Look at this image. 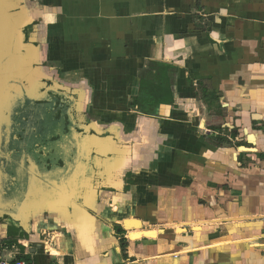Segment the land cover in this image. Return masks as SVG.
<instances>
[{"label":"crops","instance_id":"crops-1","mask_svg":"<svg viewBox=\"0 0 264 264\" xmlns=\"http://www.w3.org/2000/svg\"><path fill=\"white\" fill-rule=\"evenodd\" d=\"M38 2L13 0V10L26 34L38 19L58 31L46 49L72 67L78 155H60L69 168L27 170L28 204L11 224L0 217V246L11 225L25 236L3 254L33 264H264V0ZM153 62L170 66L175 101L144 111L133 102ZM131 219L163 233L130 241Z\"/></svg>","mask_w":264,"mask_h":264},{"label":"water","instance_id":"water-1","mask_svg":"<svg viewBox=\"0 0 264 264\" xmlns=\"http://www.w3.org/2000/svg\"><path fill=\"white\" fill-rule=\"evenodd\" d=\"M26 46L27 34L24 25L16 18L13 0H0V215H14L16 220L20 218L23 206L28 204L26 200L33 189L28 184L27 170L40 173L42 169L41 158L35 155L31 156L32 161L27 159L24 162L22 158L11 157V135L17 132L13 123L19 110L24 106L29 108L41 100L38 93L28 89L20 76L12 74L14 65L28 59ZM28 162L32 163V168L25 166ZM64 186L70 193L71 185L65 182ZM34 202L36 200L32 196L30 203Z\"/></svg>","mask_w":264,"mask_h":264},{"label":"flooded vegetation","instance_id":"flooded-vegetation-1","mask_svg":"<svg viewBox=\"0 0 264 264\" xmlns=\"http://www.w3.org/2000/svg\"><path fill=\"white\" fill-rule=\"evenodd\" d=\"M38 94L41 100L29 108L22 107L13 123L17 132L11 135V157L22 158L24 162L35 155L44 161L51 160L45 165L42 161V169L52 170L62 164L69 168L66 162L61 163L60 155L68 156L70 162L78 155L74 132L80 127L72 119L76 100L69 92L59 89H48L44 94ZM77 139L81 142L82 138ZM62 143L72 147L63 149Z\"/></svg>","mask_w":264,"mask_h":264},{"label":"rangeland","instance_id":"rangeland-1","mask_svg":"<svg viewBox=\"0 0 264 264\" xmlns=\"http://www.w3.org/2000/svg\"><path fill=\"white\" fill-rule=\"evenodd\" d=\"M34 1L38 2L39 0H34ZM38 20H35L30 24L29 26L30 33L29 34L27 33L28 46L26 47L27 50L29 51V57L26 61L14 65L12 69V74L14 76H20V78L23 79L28 89L34 93L41 92V94H44L50 87H55L59 90L62 87L64 89H68V92L73 95L74 91L72 90L73 86L71 85L72 67L66 66L65 64L57 60L56 52L58 51L56 49H53V46L50 49H46V47L49 48L47 42L52 40L58 31L55 33H49V31H46V29H42L39 27ZM52 32H54L53 29ZM66 78L68 79L66 80ZM77 107H79V105H77ZM97 166L100 167V164H97ZM0 217L5 222L11 224V220L8 219L9 217L4 215H0ZM141 229L147 230V229H143V227ZM127 230L129 232L131 231V229L129 228ZM115 231L117 237L120 238L121 240L120 243H122L123 241L122 239H124V233L122 234L118 233V230L116 228ZM27 235H29V233ZM48 236L49 235L47 234L44 235L42 240L44 241L46 238H50V236L49 237ZM128 237H129L128 240L131 241L130 233L128 234ZM146 239H152V238H146ZM124 240L126 241L128 247L129 245L127 240L126 239Z\"/></svg>","mask_w":264,"mask_h":264},{"label":"trees","instance_id":"trees-1","mask_svg":"<svg viewBox=\"0 0 264 264\" xmlns=\"http://www.w3.org/2000/svg\"><path fill=\"white\" fill-rule=\"evenodd\" d=\"M150 68L153 71L150 72L147 79L142 80L140 96L136 97L133 102V106L144 111L155 110L161 105L173 104L175 101L170 84V66L153 62L150 65ZM204 92L206 102H208L210 105H213L217 102L218 97L214 92L206 89ZM118 232L122 234L125 233V230L121 227H118ZM24 236L25 234L23 231L17 229L15 225L9 226L8 238L3 242L5 245L0 246V252L2 251V248L6 246L19 245L18 237L21 239L24 238ZM122 240L121 246L123 250H126L127 243L124 239ZM19 259L32 263L29 257L25 255L19 256Z\"/></svg>","mask_w":264,"mask_h":264},{"label":"bare ground","instance_id":"bare-ground-1","mask_svg":"<svg viewBox=\"0 0 264 264\" xmlns=\"http://www.w3.org/2000/svg\"><path fill=\"white\" fill-rule=\"evenodd\" d=\"M67 199L69 200V195H67ZM125 226L126 229H131V240L137 241L142 238H152L156 239L159 237L160 233H163L161 230L157 229H147V230H142V223L140 220H127L125 221ZM182 227L178 226V233H181Z\"/></svg>","mask_w":264,"mask_h":264},{"label":"built area","instance_id":"built-area-1","mask_svg":"<svg viewBox=\"0 0 264 264\" xmlns=\"http://www.w3.org/2000/svg\"><path fill=\"white\" fill-rule=\"evenodd\" d=\"M0 264H33L25 260H20L16 257H10L3 254V252H0Z\"/></svg>","mask_w":264,"mask_h":264}]
</instances>
